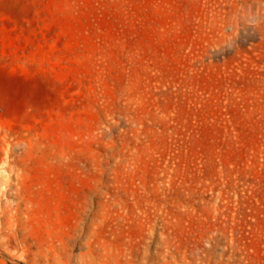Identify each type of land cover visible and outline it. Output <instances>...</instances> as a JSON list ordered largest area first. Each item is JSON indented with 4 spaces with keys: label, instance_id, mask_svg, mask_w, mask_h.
<instances>
[{
    "label": "rangeland",
    "instance_id": "rangeland-1",
    "mask_svg": "<svg viewBox=\"0 0 264 264\" xmlns=\"http://www.w3.org/2000/svg\"><path fill=\"white\" fill-rule=\"evenodd\" d=\"M0 264H264V0H0Z\"/></svg>",
    "mask_w": 264,
    "mask_h": 264
}]
</instances>
